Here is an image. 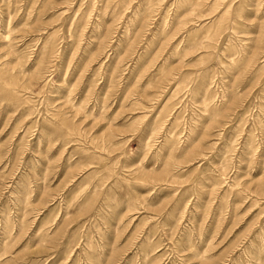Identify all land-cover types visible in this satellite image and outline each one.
Returning <instances> with one entry per match:
<instances>
[{
	"label": "rangeland",
	"instance_id": "374dc122",
	"mask_svg": "<svg viewBox=\"0 0 264 264\" xmlns=\"http://www.w3.org/2000/svg\"><path fill=\"white\" fill-rule=\"evenodd\" d=\"M0 264H264V0H0Z\"/></svg>",
	"mask_w": 264,
	"mask_h": 264
}]
</instances>
